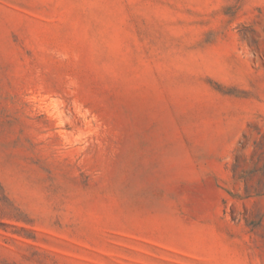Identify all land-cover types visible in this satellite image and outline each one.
Segmentation results:
<instances>
[{"label":"rangeland","instance_id":"374dc122","mask_svg":"<svg viewBox=\"0 0 264 264\" xmlns=\"http://www.w3.org/2000/svg\"><path fill=\"white\" fill-rule=\"evenodd\" d=\"M0 264H264V0H0Z\"/></svg>","mask_w":264,"mask_h":264}]
</instances>
